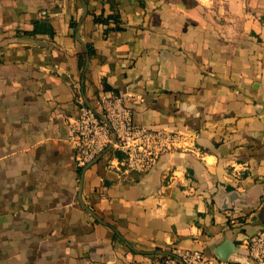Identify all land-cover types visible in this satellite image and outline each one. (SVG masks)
Returning a JSON list of instances; mask_svg holds the SVG:
<instances>
[{"label":"crops","instance_id":"obj_1","mask_svg":"<svg viewBox=\"0 0 264 264\" xmlns=\"http://www.w3.org/2000/svg\"><path fill=\"white\" fill-rule=\"evenodd\" d=\"M115 13L121 29L94 19ZM39 20L55 35L29 34ZM102 92L191 147L144 173L114 148L76 166L68 118ZM260 231L264 0H0V264H160L176 246L256 264Z\"/></svg>","mask_w":264,"mask_h":264},{"label":"built area","instance_id":"obj_2","mask_svg":"<svg viewBox=\"0 0 264 264\" xmlns=\"http://www.w3.org/2000/svg\"><path fill=\"white\" fill-rule=\"evenodd\" d=\"M47 11L41 12L45 17ZM78 113L68 118V141L75 150V164L85 167L114 148L122 155L125 174L148 172L163 155L190 148L185 132L155 128L134 121L127 94L102 92L97 111L76 97ZM246 255L256 264H264V231L247 239ZM160 264H213L203 251L173 247Z\"/></svg>","mask_w":264,"mask_h":264},{"label":"trees","instance_id":"obj_3","mask_svg":"<svg viewBox=\"0 0 264 264\" xmlns=\"http://www.w3.org/2000/svg\"><path fill=\"white\" fill-rule=\"evenodd\" d=\"M94 19L98 23L105 24L107 26L106 31H109L110 29H121L124 26L121 16L118 13L111 14L106 17L103 15H95ZM111 21L114 23V26L109 27ZM41 33L49 34L52 37L53 35H55V30L53 29L51 24L46 20L35 21L34 29L29 34L37 35Z\"/></svg>","mask_w":264,"mask_h":264},{"label":"water","instance_id":"obj_4","mask_svg":"<svg viewBox=\"0 0 264 264\" xmlns=\"http://www.w3.org/2000/svg\"><path fill=\"white\" fill-rule=\"evenodd\" d=\"M87 9L84 14L86 15ZM82 202V200H80ZM83 203V202H82ZM85 206V205H84ZM86 207V206H85ZM87 208V207H86ZM88 209V208H87ZM238 245L232 240H225L216 250L217 257L223 262L231 261L232 255L237 253Z\"/></svg>","mask_w":264,"mask_h":264}]
</instances>
